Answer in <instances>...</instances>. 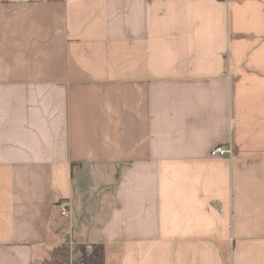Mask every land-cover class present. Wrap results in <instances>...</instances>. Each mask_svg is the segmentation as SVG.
I'll use <instances>...</instances> for the list:
<instances>
[{"label": "crops", "instance_id": "1", "mask_svg": "<svg viewBox=\"0 0 264 264\" xmlns=\"http://www.w3.org/2000/svg\"><path fill=\"white\" fill-rule=\"evenodd\" d=\"M0 264H264V0H0Z\"/></svg>", "mask_w": 264, "mask_h": 264}, {"label": "built area", "instance_id": "2", "mask_svg": "<svg viewBox=\"0 0 264 264\" xmlns=\"http://www.w3.org/2000/svg\"><path fill=\"white\" fill-rule=\"evenodd\" d=\"M231 154V149L225 147H217L211 152L212 157H225ZM69 204L68 203H58L57 208L60 210L62 217H69Z\"/></svg>", "mask_w": 264, "mask_h": 264}, {"label": "water", "instance_id": "3", "mask_svg": "<svg viewBox=\"0 0 264 264\" xmlns=\"http://www.w3.org/2000/svg\"><path fill=\"white\" fill-rule=\"evenodd\" d=\"M96 208H97V202H95L86 212L87 214L89 215H92L95 211H96Z\"/></svg>", "mask_w": 264, "mask_h": 264}, {"label": "rangeland", "instance_id": "4", "mask_svg": "<svg viewBox=\"0 0 264 264\" xmlns=\"http://www.w3.org/2000/svg\"><path fill=\"white\" fill-rule=\"evenodd\" d=\"M77 187H78V189H80L79 186H77ZM85 190H88V188H86Z\"/></svg>", "mask_w": 264, "mask_h": 264}]
</instances>
